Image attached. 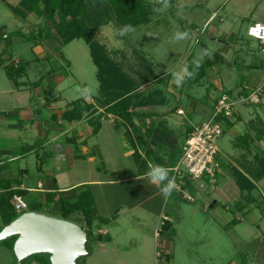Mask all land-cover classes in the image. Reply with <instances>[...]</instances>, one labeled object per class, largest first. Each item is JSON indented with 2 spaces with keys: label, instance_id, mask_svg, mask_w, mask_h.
<instances>
[{
  "label": "rangeland",
  "instance_id": "rangeland-1",
  "mask_svg": "<svg viewBox=\"0 0 264 264\" xmlns=\"http://www.w3.org/2000/svg\"><path fill=\"white\" fill-rule=\"evenodd\" d=\"M18 1L7 0L14 6ZM142 1L151 4L147 9L149 15L146 24L135 27L133 31L121 36L120 30L111 21L100 27L95 36L126 72L136 76L141 68L144 77L149 79L150 76L154 79L149 87L142 88L163 90L168 101L158 110L164 115L152 119L151 123L161 126L177 138L178 150L171 156L166 155L169 158L167 166H171L177 162L185 130L209 119L215 98L227 92L237 100L239 93L250 92L264 83V45L247 34L250 25L264 21V0H167L166 5L163 0ZM55 22H49L47 25L51 27ZM41 23L43 18L33 13L28 14L25 20L17 18L0 1V28L3 27L2 32L0 31V53L3 54L1 61L6 65H15L11 62L13 57L22 63L27 62L26 76L19 78L18 81L27 83V87L22 88H27L25 90L29 95L35 94L30 98L29 107L34 109L36 117L47 119L44 102L37 98L34 89L37 86L33 83L42 85L39 91L42 96L46 94V97H59L63 103L79 98L92 103L93 98L99 95V81L89 48L82 39H75L63 45L53 30L52 38L44 45H34L35 42L28 39L27 34L33 28L36 31ZM178 32H187L189 35L186 39L178 40L176 39ZM41 55L47 58L41 59ZM205 55L211 60L217 59L206 70L205 76L199 82L194 81L195 76L186 77L184 70L188 64H196L197 61L201 64ZM139 61L145 62L141 64ZM143 66L150 71L144 73ZM174 74L184 76V82L177 85ZM59 76L62 77L60 82L55 81ZM157 78L160 79L158 82ZM49 82L56 85L52 95L46 92L51 91V86L45 87ZM3 88L6 91L0 96V105L4 100L12 99L10 91H14L10 81L0 70V89ZM30 101L27 99V103ZM53 102L64 108L59 100ZM235 108L236 115L228 120L231 125L226 123L227 120L223 121L224 132L216 141L219 149L217 160L221 165L216 182L208 184L205 181H190V185L183 193L189 195L191 200L178 192H173L170 197L154 195L151 200L150 205L153 207L158 200L163 201L165 213H170L174 218L173 230L162 238L164 244L169 247L170 257L167 259L169 262L164 261V252L155 249L157 236H154L153 231L161 230L162 224L161 219L152 216L151 223H144L140 231H136L131 223L126 227H119L117 226L120 224L119 221L109 230L113 240L111 244L102 242L103 238H97L96 232L93 231L96 223H93L90 229L92 235L87 244L89 255L79 258V263L106 264L100 260L102 246L104 250L116 249L120 253L119 251L126 249L125 251L132 253L143 246L145 249L148 242L150 247L147 253L143 251L144 256L141 257L139 264H264V253L261 250L264 241V176L254 180L255 186L250 194L241 193L231 176L234 167H241L242 172L254 170L257 160L254 157L255 153L259 156L264 155V93L259 103L245 104L243 100H238ZM178 109L182 113H178ZM4 122L10 123L9 120ZM151 123L149 122V125ZM20 124L25 126L27 123ZM125 129L120 128V132L123 133ZM6 131V136H0V147L19 149L24 144L25 148L29 143L20 135H15L14 138V135L10 134V129ZM96 136L91 138L88 146L95 143L99 153L93 151L92 156V149L82 151L79 148V152L84 153L87 158L82 161L77 158L71 166L69 164L73 159L69 156V151H58V154L67 157H63L61 163L71 181L97 178L123 179L136 174L137 166L133 154H129L135 150L133 146L123 142L121 135L114 132L108 123L102 124V131ZM247 140L250 143L249 148L245 147ZM67 148L72 149L70 145ZM26 155L25 158L16 161H9L6 158L1 160L2 169H6L7 173H0V178L16 184L23 181L28 186H36L38 180L45 181L46 177L50 178L46 174L47 166L49 163L53 165L55 160L48 161L49 157L45 156L44 149L37 154ZM54 158L58 160L57 156ZM41 161L42 172L37 170ZM70 167L71 170L67 172ZM22 169H25L23 175L20 172ZM66 175L63 176L64 179ZM120 183L87 185L89 191L82 196L84 202L88 204V208L98 210L105 218L95 217L99 227L113 219L110 215L115 209H118L117 213L120 215L133 202L152 195L157 190L150 180L129 179ZM1 197L7 199L8 195L1 194L0 200ZM24 200L37 212L62 219V214L52 209L50 201L45 198L42 200L28 193ZM6 213H9V209ZM79 217V213L76 212L69 215L68 219L81 225ZM5 224L6 218L0 215V229ZM150 235H153V238H150ZM253 240H256L255 243ZM11 244L14 245L11 240L0 243V264L5 260L1 255L11 249L10 253L13 252ZM10 253H7L6 262L12 258ZM128 253L112 256L110 264H137L128 261ZM40 257L47 259L48 254L33 255L23 264H40L38 261Z\"/></svg>",
  "mask_w": 264,
  "mask_h": 264
},
{
  "label": "trees",
  "instance_id": "trees-1",
  "mask_svg": "<svg viewBox=\"0 0 264 264\" xmlns=\"http://www.w3.org/2000/svg\"><path fill=\"white\" fill-rule=\"evenodd\" d=\"M0 1L19 19L25 20V17L31 13L43 18L42 25L37 26L36 31L34 28L29 30L27 34L28 39L35 42L34 45H44L45 42L52 38V31L54 30L63 45L75 39H82L88 46L90 57L96 67V76L99 81V95L93 98L92 103L86 102L81 98L69 102L66 109L60 115L61 119L71 122L87 117V119H90L89 123L92 128V134H96L100 129L102 114L94 116L97 111L95 106L103 108L105 113L115 117L116 125L119 126L118 128L122 126L126 128L125 135L129 143L135 148L133 156L136 162L146 167H148V163L151 166H164L162 163L163 156H171L178 150L177 138L159 125H144L146 119L161 116L162 113L158 109L168 101L164 96L163 90L160 88H142L143 86L149 87L154 79L150 76L149 79L144 77L145 75L141 68L135 74L136 76H132V74L126 72L124 67L110 56L106 47L100 44L95 36L96 31L100 27L109 24L111 21L118 30H121L125 25H131L134 29L146 24L149 15L147 9L151 4L142 0H19L14 6L8 3L7 0ZM54 21L56 22L51 27L47 25L49 22ZM2 29L3 27L0 28L1 32ZM3 36H5L4 32ZM45 58L47 57H43V59ZM216 60H211L208 55H205V59L199 64L198 69L196 68V64L190 63L188 64L187 72H194L195 70L193 75L195 76L194 81L198 80L197 82H199L205 76L206 70ZM144 62L140 63L143 64ZM26 64L27 62L22 63V61H19L16 65L9 64L3 67L5 75L8 79L12 80L14 85H27L25 81H18L19 78L26 76ZM145 68L148 67L145 66ZM144 70V73L150 71L149 69ZM156 80L158 82L160 79L157 78ZM36 84L38 83H33L34 86H37ZM224 94L230 95L227 92ZM248 94L249 92L243 91L242 94L239 93V97H246ZM216 102L217 98L214 99V104ZM235 115L236 113L234 112L232 117ZM53 117L55 118V116ZM135 120L140 121V124H136ZM226 123L231 125V122H228V120ZM128 127L131 129L132 134H130ZM190 130L191 128L185 130L183 139ZM246 142L248 144L246 143L245 147L249 148L250 143L248 140ZM254 157L257 160L255 162L256 166L252 171L246 170L242 172L241 167L232 168L231 166L232 175H230L241 193L248 192L250 194L255 186L254 180L259 179L260 176H264V155L259 156L255 153ZM160 186L163 187L161 184ZM14 194L24 195L21 191L12 190L8 192V198L5 199L6 204L0 208L1 212L4 211V214L2 213L1 215L4 219L6 218V225L20 215L15 212L14 206L10 204V200ZM8 209L9 216H6L8 215L6 213ZM28 210L37 211L30 205L28 206ZM60 211L62 219L65 220H69L68 216L71 214H75L76 212L81 213L88 227L87 231L90 233V236L92 235L90 228L92 226V214H94V211L88 208V204L84 202L83 197H78L77 201L73 204L60 202ZM162 230L172 231L171 223L164 221L161 225ZM15 239L16 237L13 236L8 240H11L13 243ZM255 241L253 240V243ZM11 246L13 247L12 244ZM261 250L264 253V241L262 242ZM164 256L165 259H168L166 254ZM38 261L40 264H51L49 255L47 259L38 258Z\"/></svg>",
  "mask_w": 264,
  "mask_h": 264
},
{
  "label": "crops",
  "instance_id": "crops-1",
  "mask_svg": "<svg viewBox=\"0 0 264 264\" xmlns=\"http://www.w3.org/2000/svg\"><path fill=\"white\" fill-rule=\"evenodd\" d=\"M2 57H3V54L0 53V62H1L0 63V70H2L4 73L3 67L6 64H4V61H1ZM43 57H46V56L41 55L40 58L42 59ZM11 60H12L11 62H14L15 65L19 61H21V60L13 59V57H11ZM4 75H5V73H4ZM5 77L8 81H10V83L12 85V90H14V91H10V95L12 96V99L7 100V101L4 100L3 103L0 105V136H6L7 135L6 130L10 129L11 130L10 134L14 135V138H15V135L16 136L20 135V136H22V139H24V141L29 142V143L26 144L25 148H24V145H25L24 144L21 147H19V149L15 148L13 146H12L13 149H6L4 147H0V173H4V172L7 173L6 169H2L3 163L1 162V160H3L4 158H6L9 161H16L17 159L25 158L27 156L26 155L27 153L37 154L38 152H40L41 149L42 150L44 149L45 156L49 157L48 161L55 160V163L53 165H51V163H49L47 166L46 174L48 176H50V178L46 177L45 181L38 180L36 183V186H30V185L28 186L23 181H18V184H16L10 180L8 181L7 179L5 180V179L0 178V195L1 194H8V192L14 190V191L23 192L24 195L23 196L21 195V196L24 198V196L26 194L32 193V194L38 196L42 200L45 198L46 200L50 201V203L48 202L50 204V207L57 212H61L60 211V202H63L64 204L75 203L77 201L78 197L82 198V196H85L87 194V191H89L87 188L88 184L93 185V186H102V185H106V184L107 185H116V184H121L120 182H126V180H129V179L149 181V179L146 178L145 174L152 167L151 164L148 163V167H146L145 165H140V163L136 162L134 156H133V160L137 166V172L135 175H133L131 177H126L123 179L110 178L107 180H103V179L97 178V179H86V180L81 179V180L71 181L70 178L68 177V175H66L67 174L66 170H65L66 168L62 167L61 162L63 161L64 156H61L60 154H58V151H66V152L69 151V156L71 157V159H73L72 162L69 164V166H71L74 162H76L77 158H79L80 161L87 158V156H85L84 153L82 154L79 152V150H80L79 148H81L82 151H84V150L89 151L90 149H92V156L94 155L93 151H95V153H99V150H97V149H99L98 146L94 143V144H92L93 146L91 145L92 147L91 146L89 147L88 142L91 140L92 137L95 138V137H97L96 135H99V133H101L103 123H108L110 125V127H112V130L114 132H118L121 135L123 142L131 145V143H129L128 138L125 135V131H126L125 127L122 126V127H124L125 130L123 133L120 132V128H122V127L118 128L119 126L116 125L115 117L111 114L105 113L103 108H97V106H95L97 111L94 114V116L95 115L97 116L98 114H102V117L100 119V129L96 134H92V128H91L90 123H89L90 119H87V117H83L80 120H74L71 122H66V121L62 120L60 115L66 109L69 102L63 103L62 99L59 97L52 98V97H46L45 96L46 94L44 96L40 95L39 91H41L42 85L41 86L37 85V87H35L34 89L37 92V94H36L37 98L42 99L44 102L43 107L47 113V119H45V118L41 119L38 116L36 117V113L34 112V109L29 107L31 105L30 98H32L31 96L34 97L35 94L30 93V95H29V92L27 90H25L27 88H25V89L22 88V86L27 87L26 84L25 85L21 84L19 86H16V85H14L12 80L7 78L6 75H5ZM59 77H57L55 81L60 82L62 77H60V78ZM50 81H52V80H50ZM49 83L45 87L50 88V86H51V91H49V92L46 91V92H47V94L52 95V92L55 89L56 85L53 82L52 83L49 82ZM5 91L6 90L4 88L0 89V96L2 94L4 95ZM27 99H29L30 102L27 103ZM54 100H56V101L59 100V103L64 105V106H62L64 108H61V106L57 102L54 103L53 102ZM85 101L88 102L87 100H85ZM53 116H55V118ZM161 116H163V114H161ZM112 117H114V118H112ZM152 119H155V118H152ZM152 119H146L144 121V125L148 126L149 122L150 123L152 122L151 121ZM5 120H9L11 124L4 122ZM22 122H26L27 124L25 126H23L20 124ZM135 123L140 124L138 120H135ZM150 125H152V123ZM128 130H129L130 134H132L131 129L129 127H128ZM68 145H70V147L72 148L71 150H68V148H67ZM82 147H84V148H82ZM131 153L133 154V150L131 152H129V154H131ZM54 156H57L58 160L55 159ZM36 157L38 159V156H36ZM64 158H67V157H64ZM168 162H169L168 156H163L162 163L164 164V166L169 167V166H167ZM40 164H39L40 166H37V170L42 172L43 162L41 161ZM69 170H71V167L67 169V172H69ZM97 171H98V169H97ZM20 172L23 175L25 172V169L20 170ZM64 175H66L65 179L63 177ZM62 178L64 180H61ZM152 185L157 189L154 191V194L147 195L146 197L139 199L136 202H133L131 206L127 207V209H126L127 211L125 210L124 212L120 213V215H118V213H117V212H119L118 209H115L114 213H112L110 215L113 219H111V220L109 219L108 223H104L102 227H99L97 225L98 222H97V220H95V217L101 216V215L98 212V210H95L94 214H93L94 215L93 216L94 222L92 221V224L96 223L95 226H93V231L96 232L97 238L100 236L99 238L100 239L103 238V240H104L102 242H107V243L111 244V243H113L112 242L113 240H112V235L109 232V230H111V228L113 229L119 221H120L119 222L120 224L117 225L119 227H126V225L131 223L133 228L136 231L137 230L140 231V228L142 229V227H144V223H149V224L151 223L152 216L155 218L157 217L158 220L161 219L162 215L168 216L171 219V230H173L172 224L174 222V218L172 217V215L170 213H167V212L165 213V211H164L165 207L163 206V201L158 200L157 203L155 202L156 203L155 207L150 205L152 198H154L155 196H160V197L162 196V193L160 191V189H161L160 184L152 182ZM61 199H63V200L61 201ZM5 204H6V200L4 198H2L0 200V208L2 206H5ZM10 204L14 206L12 198L10 200ZM27 205L29 206L30 204L27 203ZM2 213L4 214V211H2V212L0 211V215ZM79 215H80L79 218H81L80 220L82 222L81 226L85 230H87L88 227L85 223V219H84L83 215L81 213H79ZM102 218H104V217H102ZM153 224H154V222H153ZM157 224H159V221H157ZM5 225H3L1 227V229ZM153 232H154V236L156 233L158 235L155 249L156 248L160 249V251L164 252V254H166L167 257H170L169 247L167 245H165L164 242L162 241L163 235L167 234L168 231L167 230H162V231L158 230L157 232L156 231H153ZM151 237L153 238V235H150V238ZM100 245H104V244L100 243ZM7 247L10 250L9 244H7ZM145 247H146L145 249H143L144 248V246H143L139 250L132 251V253H130L129 251H125L126 249H122L121 251H119L120 253H118L116 249L104 250V247L102 246V249H100V253H101L102 258L100 260H102L106 264H110V262L112 261L111 259H113L114 256H119L120 254H123V253L126 254L129 252L128 253V261L129 262L131 261V263L133 261V263L136 262L137 264H139L141 257L143 258V256H144L143 251H146L145 253H147V250L150 247L148 242L146 243ZM9 250L7 252H5L3 255H1L2 258L5 259L4 263H2V264H6V263L7 264H14L16 262L15 254H13L14 252L10 253L12 251V249H11V251H9ZM8 252L12 255V258L6 262ZM87 255H89V253ZM161 258H163V257H161ZM159 261H161V260H159ZM164 261L169 262L165 258H164Z\"/></svg>",
  "mask_w": 264,
  "mask_h": 264
},
{
  "label": "built area",
  "instance_id": "built-area-1",
  "mask_svg": "<svg viewBox=\"0 0 264 264\" xmlns=\"http://www.w3.org/2000/svg\"><path fill=\"white\" fill-rule=\"evenodd\" d=\"M247 34L264 45V21L250 25ZM263 87L264 83L250 91L248 96L236 98L237 100L228 94L217 97L209 119L191 128L180 146L176 164L167 167L169 177H174L178 185V189L173 192L181 193L184 198L191 200L189 195L183 193L184 189L190 185V181H205L208 184L216 182L221 172V165L217 160L219 149L216 141L224 132L223 121L232 118L238 100L251 104L259 103L264 93ZM178 113H182V111L178 110ZM12 199L17 214L28 211V205L21 195L15 194ZM164 221L170 222L171 219L162 215L160 224ZM155 235L158 236L157 233Z\"/></svg>",
  "mask_w": 264,
  "mask_h": 264
},
{
  "label": "water",
  "instance_id": "water-1",
  "mask_svg": "<svg viewBox=\"0 0 264 264\" xmlns=\"http://www.w3.org/2000/svg\"><path fill=\"white\" fill-rule=\"evenodd\" d=\"M15 236V264L47 253L51 264H80L88 254L90 234L81 225L37 211H26L0 230V242Z\"/></svg>",
  "mask_w": 264,
  "mask_h": 264
},
{
  "label": "clouds",
  "instance_id": "clouds-1",
  "mask_svg": "<svg viewBox=\"0 0 264 264\" xmlns=\"http://www.w3.org/2000/svg\"><path fill=\"white\" fill-rule=\"evenodd\" d=\"M163 3L166 5L167 4V0H163ZM134 29L132 28L131 25H125L119 32V35L124 36L127 33L133 31ZM188 33L187 32H183V33H177L176 35V39L180 40V39H186L188 37ZM202 59V57H201ZM199 62H196V68H199ZM185 75L188 77H192L195 73L194 72H187V69L184 70ZM175 77V82L177 85H180L184 82V76H181L179 74H174ZM146 178L149 179L151 182L153 183H157V184H161L163 185V187H161L160 191L162 193L163 196L167 197L170 196L174 190L178 189V185L175 182V178L169 177V170L161 165H153L148 172L145 174Z\"/></svg>",
  "mask_w": 264,
  "mask_h": 264
}]
</instances>
